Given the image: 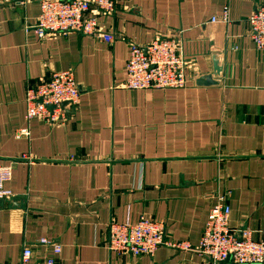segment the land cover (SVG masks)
Wrapping results in <instances>:
<instances>
[{
	"label": "crops",
	"instance_id": "0c3cea01",
	"mask_svg": "<svg viewBox=\"0 0 264 264\" xmlns=\"http://www.w3.org/2000/svg\"><path fill=\"white\" fill-rule=\"evenodd\" d=\"M101 20L113 36L39 39V0H0V165H13L0 202V264H21L39 240L62 248L63 264H210L197 252L214 206L230 226L264 239V49L248 19L264 0H119ZM230 10L231 23H212ZM176 38L190 62L184 89L127 90L129 44ZM224 61L217 87H198ZM73 70L80 105L65 125L28 122L27 91ZM22 130L27 135L21 136ZM164 222L152 256L108 247L111 222ZM53 256L37 248L35 258ZM231 264V263H228Z\"/></svg>",
	"mask_w": 264,
	"mask_h": 264
},
{
	"label": "built area",
	"instance_id": "2783aa9c",
	"mask_svg": "<svg viewBox=\"0 0 264 264\" xmlns=\"http://www.w3.org/2000/svg\"><path fill=\"white\" fill-rule=\"evenodd\" d=\"M15 4H29L32 0H11ZM40 14L33 26L39 39L81 34L99 37L111 43L113 36L101 20L118 11L119 0H39ZM250 38L259 50L264 49V6L248 19ZM212 23L230 24V10L213 18ZM187 60L178 39L161 38L149 45L129 44L126 78L122 84L127 90L184 89L188 86ZM81 94L73 70L54 74L49 80L27 91L28 122L40 120L51 125H65L80 105ZM27 135L22 130L21 136ZM13 165H0V202L14 198L6 185L13 178ZM232 210L221 199L211 210L196 252L210 264H264V239L255 241L249 228L234 230L230 226ZM188 251V244H174L167 240L164 222L143 217L137 224L111 222L108 225V249L119 255L135 257L154 256L161 247ZM37 248L53 250V256L35 258ZM61 246L55 241L39 240L24 248L21 264H63Z\"/></svg>",
	"mask_w": 264,
	"mask_h": 264
},
{
	"label": "water",
	"instance_id": "95a60500",
	"mask_svg": "<svg viewBox=\"0 0 264 264\" xmlns=\"http://www.w3.org/2000/svg\"><path fill=\"white\" fill-rule=\"evenodd\" d=\"M214 68L212 74H207L196 79L195 83L198 87H217L220 85V79L224 73V61L220 55L213 56Z\"/></svg>",
	"mask_w": 264,
	"mask_h": 264
}]
</instances>
